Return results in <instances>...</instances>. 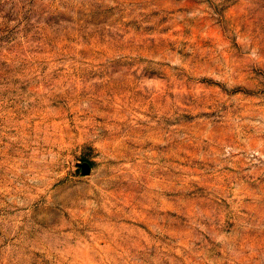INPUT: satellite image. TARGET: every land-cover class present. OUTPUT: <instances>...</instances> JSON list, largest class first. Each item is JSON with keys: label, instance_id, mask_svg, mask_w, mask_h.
Listing matches in <instances>:
<instances>
[{"label": "rangeland", "instance_id": "rangeland-1", "mask_svg": "<svg viewBox=\"0 0 264 264\" xmlns=\"http://www.w3.org/2000/svg\"><path fill=\"white\" fill-rule=\"evenodd\" d=\"M0 264H264V0H0Z\"/></svg>", "mask_w": 264, "mask_h": 264}, {"label": "water", "instance_id": "water-1", "mask_svg": "<svg viewBox=\"0 0 264 264\" xmlns=\"http://www.w3.org/2000/svg\"><path fill=\"white\" fill-rule=\"evenodd\" d=\"M82 169H83V171H87V170H89V164H88L87 162H84V163L82 164Z\"/></svg>", "mask_w": 264, "mask_h": 264}]
</instances>
